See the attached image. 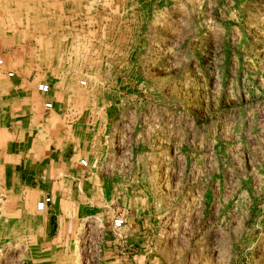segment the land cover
I'll list each match as a JSON object with an SVG mask.
<instances>
[{"label": "crops", "instance_id": "0c3cea01", "mask_svg": "<svg viewBox=\"0 0 264 264\" xmlns=\"http://www.w3.org/2000/svg\"><path fill=\"white\" fill-rule=\"evenodd\" d=\"M45 1L7 5L0 0V23L5 16L35 19L19 45L0 30V264L203 262L189 255L190 244L181 234H163L165 226L159 225L163 215H182L181 177L165 173L176 167L181 116L144 110L146 101L135 92L143 85L138 50L116 48L108 54L95 47L88 67L81 65L68 40L80 34L54 20ZM49 5L54 9L61 2ZM81 77L87 86H80ZM40 83L48 92L37 89ZM195 123L189 122L190 129ZM213 179H186L185 192L190 199H212ZM45 196L51 200L38 211L36 202ZM209 204L206 262L225 255L235 231L234 245L262 246L261 232L252 242L239 238L250 230L245 223L221 227L219 237L210 234ZM117 214L124 224L115 229Z\"/></svg>", "mask_w": 264, "mask_h": 264}, {"label": "rangeland", "instance_id": "374dc122", "mask_svg": "<svg viewBox=\"0 0 264 264\" xmlns=\"http://www.w3.org/2000/svg\"><path fill=\"white\" fill-rule=\"evenodd\" d=\"M5 1L20 5L36 0ZM50 1L61 5L53 9ZM46 2L44 9L55 12L54 20L80 34L68 40L75 48L71 56L79 54L81 65L88 67L86 62L93 58L95 47L106 49L108 54L116 48L139 51L137 67L143 85L135 92L146 101L144 110L171 112L176 120L181 116L182 131L175 142L176 167L167 168L165 173L180 176L183 191L189 189L186 179L199 182L214 178L208 184L214 193L212 199H190L184 191L179 204L182 215L171 213L160 218L159 225L165 226L163 234H181L183 243L190 244L189 255L204 259L179 264H264V241L259 247L234 245L236 231L235 236L229 235L232 246L217 261L210 257L206 262L204 243L209 203H213L210 234L214 237L220 236L221 227H237L238 223L250 227L239 237L247 238L245 243L254 241L258 232L264 237V0ZM11 19L3 17L0 30L3 38L18 44L35 19ZM8 47L4 52L12 58ZM80 79L86 82L85 77ZM191 121L196 122L192 129ZM189 207L192 210L184 213ZM173 224L180 227L176 230ZM93 252L86 249L87 254Z\"/></svg>", "mask_w": 264, "mask_h": 264}, {"label": "built area", "instance_id": "2783aa9c", "mask_svg": "<svg viewBox=\"0 0 264 264\" xmlns=\"http://www.w3.org/2000/svg\"><path fill=\"white\" fill-rule=\"evenodd\" d=\"M4 64L3 62V58L0 56V67ZM9 76H12V73L9 72L8 73ZM81 85H85V81L84 80H81L79 82ZM37 89L40 91V92H43V93H46L48 92L49 90V87L45 84V83H40L38 84L37 86ZM45 107L49 108L51 107V103H46L45 104ZM80 164L84 167L87 166V161L85 159H82L80 161ZM51 200L50 196H45L44 198L40 199L39 201L36 202V209L38 211H42L45 209V206L47 203H49ZM124 224V219H123V216L121 214H117L114 218H113V221H112V225L115 229H118V228H121Z\"/></svg>", "mask_w": 264, "mask_h": 264}]
</instances>
